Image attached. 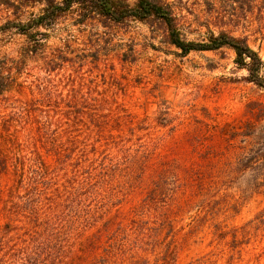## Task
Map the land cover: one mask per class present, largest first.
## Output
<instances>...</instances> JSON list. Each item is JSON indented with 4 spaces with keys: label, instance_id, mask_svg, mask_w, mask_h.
I'll return each mask as SVG.
<instances>
[{
    "label": "rangeland",
    "instance_id": "rangeland-1",
    "mask_svg": "<svg viewBox=\"0 0 264 264\" xmlns=\"http://www.w3.org/2000/svg\"><path fill=\"white\" fill-rule=\"evenodd\" d=\"M5 1L0 195L13 183L4 158L20 170L29 161L27 176L36 169V117L50 104L52 115L72 126L84 148L75 157L84 175L93 172L91 192L98 191L93 211L102 215L87 233L104 244L80 264H99L116 235L124 245L120 260L105 264H264V89L247 80L234 51L183 54L160 21L80 24L70 12L34 31L42 46L32 52L27 36L7 26L40 15L44 5L16 10ZM167 1L186 40L218 32L205 0ZM220 1L235 15L222 29L247 37L264 61L263 5ZM42 151L65 184L73 164L59 171L56 156ZM80 222H66L67 231L83 228Z\"/></svg>",
    "mask_w": 264,
    "mask_h": 264
},
{
    "label": "trees",
    "instance_id": "trees-1",
    "mask_svg": "<svg viewBox=\"0 0 264 264\" xmlns=\"http://www.w3.org/2000/svg\"><path fill=\"white\" fill-rule=\"evenodd\" d=\"M5 2L16 10L20 9V5H44L40 15L27 22L17 21L7 26L27 36L32 52H37L42 46L41 39L37 38L42 34L34 31L49 28L60 16L70 12L77 13V22L80 24L96 20L115 24L129 20L144 23L157 20L165 26L169 43L183 54L223 48L233 50L235 63L248 73L247 80L264 89V61L259 53L251 47L247 37L235 36L222 29L223 25L231 24L235 16L234 13H228L229 5H221L223 1L205 0L207 10L219 30L216 33L209 29L208 35L199 42L184 38L176 7L167 0H137L133 5L127 0H20L18 5L8 0ZM244 2L249 6L261 3L264 7V0ZM50 106L43 104L38 109L41 116L36 117L40 150L36 151L37 165L33 173L27 176L26 172L32 170V164L26 169L29 161L20 170L15 166L13 157L3 159L4 173L13 175V183L6 195H0V264H80L84 253L97 251L104 244L100 235L91 236L87 233L97 223L95 218L102 214L93 211L95 203L92 196L98 194L97 189L91 192L96 186V181L90 176L93 172L84 175L81 172L83 160L75 157L77 153L81 155L84 148L76 146L75 136L71 133L72 126L68 121L57 120ZM41 149L56 156L59 171L73 164L71 174H63L65 184L57 179L59 175L45 160ZM80 210L84 217L77 215ZM66 222L86 224L83 228L77 226L67 231ZM111 239L108 246L103 248L104 254H100L95 263L120 260L118 251L122 252L124 245L117 235ZM139 261L140 264H148L142 259Z\"/></svg>",
    "mask_w": 264,
    "mask_h": 264
}]
</instances>
